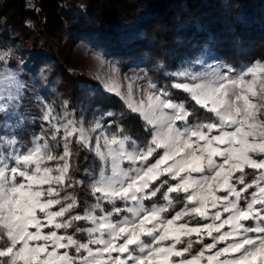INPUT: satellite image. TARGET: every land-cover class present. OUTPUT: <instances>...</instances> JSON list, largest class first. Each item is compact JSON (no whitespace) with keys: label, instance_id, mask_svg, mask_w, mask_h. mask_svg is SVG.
Wrapping results in <instances>:
<instances>
[{"label":"snow or ice","instance_id":"snow-or-ice-1","mask_svg":"<svg viewBox=\"0 0 264 264\" xmlns=\"http://www.w3.org/2000/svg\"><path fill=\"white\" fill-rule=\"evenodd\" d=\"M196 65L171 73L185 101L150 80L134 94L143 76L107 88L143 143L47 103L30 145L0 136V264H264V61ZM5 80L0 113L18 102ZM73 141L99 161L83 207Z\"/></svg>","mask_w":264,"mask_h":264},{"label":"trees","instance_id":"trees-1","mask_svg":"<svg viewBox=\"0 0 264 264\" xmlns=\"http://www.w3.org/2000/svg\"><path fill=\"white\" fill-rule=\"evenodd\" d=\"M132 30L143 36L126 47L121 36ZM66 32L123 68H147L150 77L170 88L173 98L185 101V93L170 87L167 71L193 60L196 53L208 50L212 58L234 67L264 60V0H0V43L20 45L23 59L21 119L12 124L18 141L28 145L41 130L45 101H68L77 115L84 92L93 90V101L113 111V129L122 126L125 134L143 143V122L120 97L94 79L68 73L59 63L58 46ZM11 60L17 66V59ZM72 151V175L84 180L75 190L83 207L92 203L87 172L97 169L99 161L75 141Z\"/></svg>","mask_w":264,"mask_h":264},{"label":"rangeland","instance_id":"rangeland-1","mask_svg":"<svg viewBox=\"0 0 264 264\" xmlns=\"http://www.w3.org/2000/svg\"><path fill=\"white\" fill-rule=\"evenodd\" d=\"M142 36L143 35L141 31L132 30L123 33L121 38L124 44L126 45V47H131L134 41ZM20 50H21L20 45L11 48V46H4L3 44L0 43V77H7V80H5L3 87L4 89L12 88V85L8 83V81L14 80L16 84L15 91L18 93V102L11 105L4 112L0 113V127H3L2 129H0V136H3L6 139L15 138L18 144L21 143L18 141L16 137L14 126L12 124H13V120L21 119L19 116V111H20L19 106L21 104L24 81L21 77V70H22L21 66H23V59H21L20 57ZM194 56L195 57L193 58V60L190 61L186 59L185 61H183V63L180 64V66L177 69L169 70L167 71V73L171 75L172 72L180 70L182 67H186L190 65L200 67V65H196V61L202 62L204 68H207L209 65L213 67L218 65H228L237 70H240L251 64L248 63L246 65L234 67L221 60L218 59L216 60L212 58L208 50L200 51L196 53ZM12 57L17 59V63H18L17 66L12 64L11 62ZM58 61L59 63H61L64 69L67 70L68 73L73 75L81 73L87 78V80L94 79L97 83L100 84L103 90L107 92H109L107 88L110 85L119 87L121 91H125L127 84L134 76L144 77V79L135 80L134 94H138V90L141 87H145L146 82L149 80L155 82L158 87L168 88V90L170 91L169 87H167L166 85H162L156 79L150 77L147 68H142V69H138L136 67L123 68L121 65H119V63L116 60L106 57L101 50L96 49L92 44H89L85 40L80 39L75 33L66 32L63 35L62 41H60L58 46ZM113 69H115V72L113 71ZM172 82H173V78L171 83ZM90 83L93 84L95 82H90ZM84 94H85L84 95L85 98L83 99V101H81L80 103L81 105L78 108V110H76L78 111L77 113H79L80 115L75 114V109L70 107L68 101L56 100V102L45 101V103L53 105L56 109L57 114H61L67 111L69 113V118H74L77 121H82L85 128L90 127L93 123H95L97 119H100L101 123L105 124V126H108V123L111 122V128H109V130L111 131L113 129L112 126L113 115L109 117L106 114L109 112L114 114L113 111L101 109L99 107V104H96V101H93V98H95L94 97L95 93L93 90H87L84 92ZM41 125L44 126V130H47V125L43 120H41ZM41 131L42 128L35 135L40 134ZM2 147H4V145H0V148ZM60 150L61 149L59 148L57 149L58 152ZM158 202H162V201H158Z\"/></svg>","mask_w":264,"mask_h":264}]
</instances>
